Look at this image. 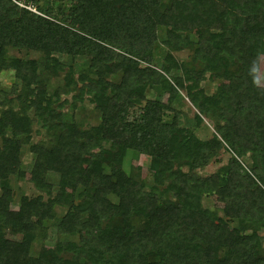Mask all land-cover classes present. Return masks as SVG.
Returning a JSON list of instances; mask_svg holds the SVG:
<instances>
[{"label": "trees", "instance_id": "16d2710c", "mask_svg": "<svg viewBox=\"0 0 264 264\" xmlns=\"http://www.w3.org/2000/svg\"><path fill=\"white\" fill-rule=\"evenodd\" d=\"M39 9L48 18L0 0V73L12 77L0 88V264H264V0ZM213 76L223 82L206 94L200 82ZM182 94L196 123H210L208 138L178 124ZM83 100L95 124L74 118ZM127 151L149 157L151 184L138 165L124 171ZM25 173L37 193L12 208L11 177ZM217 190L219 210L203 207Z\"/></svg>", "mask_w": 264, "mask_h": 264}, {"label": "rangeland", "instance_id": "374dc122", "mask_svg": "<svg viewBox=\"0 0 264 264\" xmlns=\"http://www.w3.org/2000/svg\"><path fill=\"white\" fill-rule=\"evenodd\" d=\"M9 54H13L19 57H32L37 58L39 56L38 53L32 52V51H25V50H16V49H8ZM260 57L257 61L256 66V83L259 86H264V46L260 47ZM173 56L178 59H186L188 52L187 51H178L173 52ZM60 59L65 62L73 64H80L83 63L85 60L82 57H76L70 60L67 56L63 55L60 57ZM60 80L54 79L53 84L55 85ZM12 82L11 72H2L0 73V88L7 91L9 88L10 83ZM223 82V79L221 76H213L211 78L205 77L200 82V87L204 90L206 94H209L212 92L214 87L218 84H221ZM51 91V89H48ZM167 91V88L165 86L159 87L158 89L147 91V95L149 97H157L158 95L163 96ZM63 97V95L61 96ZM180 99V100H179ZM176 106L180 111V115L178 117V124L182 127H185L189 129L195 136H197L200 139L208 138L211 133L213 132V129L210 125V123L205 119L201 118V123H196L193 113H196V110L192 107V105L188 102L187 98L182 94L179 98H177ZM182 102V103H181ZM77 105L81 108H83V112H78L76 110H73L72 114L74 118L79 119L81 117H84V122L86 124H95L96 118L98 115V112H96L92 104L87 103L85 100H83L80 103H77ZM64 109L69 108L67 105H65ZM37 124H34L33 130L36 128ZM34 137V134H33ZM36 139V137H35ZM21 160L24 165L28 163L30 160V154L27 151L26 146H23L20 152ZM228 156L227 153H222V161L226 160V157ZM138 165L139 166V180L144 183L145 185L151 184V176L149 174V157L142 154H135L132 151H127L125 154V157L123 159L122 167L125 172L128 171L130 165ZM214 164H209L204 168V173H209L213 170ZM51 179V178H50ZM53 180V179H52ZM10 184L12 186V189L14 191V200L12 203V208H16V201L21 194H26L28 196L34 195L37 193V191L33 188L31 182L29 181V176L27 173H25L23 180H15L13 177H11ZM222 203V197L220 194V191L217 190L213 194L209 196L201 197V204L203 207L219 210V207ZM219 213V212H218ZM261 244L264 247V229L259 231ZM47 241L46 248L50 247V243ZM38 247V243H35V249Z\"/></svg>", "mask_w": 264, "mask_h": 264}, {"label": "built area", "instance_id": "2783aa9c", "mask_svg": "<svg viewBox=\"0 0 264 264\" xmlns=\"http://www.w3.org/2000/svg\"><path fill=\"white\" fill-rule=\"evenodd\" d=\"M17 7L24 9L28 12H31L35 15L48 18V16L39 9V5L46 1L51 0H9Z\"/></svg>", "mask_w": 264, "mask_h": 264}]
</instances>
